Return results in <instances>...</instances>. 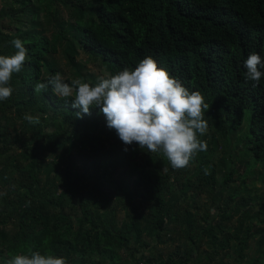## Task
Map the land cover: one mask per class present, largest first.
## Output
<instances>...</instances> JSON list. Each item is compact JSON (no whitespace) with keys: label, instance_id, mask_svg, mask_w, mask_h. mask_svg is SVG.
<instances>
[{"label":"trees","instance_id":"1","mask_svg":"<svg viewBox=\"0 0 264 264\" xmlns=\"http://www.w3.org/2000/svg\"><path fill=\"white\" fill-rule=\"evenodd\" d=\"M8 1L17 6L0 9V55L19 38L28 59L0 101V264L30 251L68 264H226L232 254L259 264L264 77L254 87L244 61L264 59V0ZM82 53L113 75L151 56L199 91L207 150L173 169L162 153L123 144L100 106L81 118L71 98L34 91L56 73L70 83L66 66L95 85Z\"/></svg>","mask_w":264,"mask_h":264},{"label":"clouds","instance_id":"2","mask_svg":"<svg viewBox=\"0 0 264 264\" xmlns=\"http://www.w3.org/2000/svg\"><path fill=\"white\" fill-rule=\"evenodd\" d=\"M14 54L0 55V101L12 96L9 86L14 73H19L28 59L27 49L19 38L11 41ZM245 78L255 82L264 77V59L250 53L244 61ZM91 85L80 78L66 82L60 73L46 82H37L34 91L51 88L52 93L64 100L71 98L72 108L80 109L77 116L91 114L90 107L100 106L109 129L115 130L125 145L137 144L149 153H162L173 169L188 167L199 151L207 150L201 139L207 131L205 110L209 105L199 91H189L155 59L146 56L133 68H123L116 74H101ZM33 124L39 117L25 114ZM167 169H165L166 171ZM2 195V194H0ZM6 264H68L64 257L30 251L16 254Z\"/></svg>","mask_w":264,"mask_h":264},{"label":"rangeland","instance_id":"3","mask_svg":"<svg viewBox=\"0 0 264 264\" xmlns=\"http://www.w3.org/2000/svg\"><path fill=\"white\" fill-rule=\"evenodd\" d=\"M12 6H17L15 4H13L12 2L8 1V0H0V9L2 7H6L7 9L11 8ZM1 23L4 24V26L7 28L9 24V21H8V18H5V19H1ZM12 29L14 28L12 25L10 26ZM79 64L84 66V70L86 71V69L89 70L90 73H92L93 76L95 77H98L99 75L101 74H110L109 71L104 67L103 64H101V62L99 60H96L95 57H93L92 55H86L85 53H82L79 57ZM64 63H65V60H64ZM66 70H67V74H70L72 75L73 79L74 78H78L76 77L75 75H73V69L69 66H66ZM208 132L209 129H208ZM76 151L74 150V152L72 153H75ZM239 173L242 172V168H240L239 170ZM119 218L123 219L125 218L124 216V213L120 214L119 215ZM206 248V246H205ZM207 250V248H206ZM257 248L255 246L252 247V249L249 251L248 253V257L251 258V260H253V258L255 256H257ZM238 256H235V254H232V257L229 256V258H225L227 262H225L226 264H236L237 261H238ZM256 258V257H255ZM261 262L259 264H264V256H262L260 258ZM221 262V257H218L217 261L214 263V264H220ZM200 264H211V263H208L206 260L202 261Z\"/></svg>","mask_w":264,"mask_h":264}]
</instances>
